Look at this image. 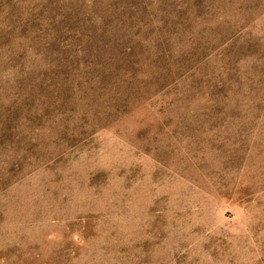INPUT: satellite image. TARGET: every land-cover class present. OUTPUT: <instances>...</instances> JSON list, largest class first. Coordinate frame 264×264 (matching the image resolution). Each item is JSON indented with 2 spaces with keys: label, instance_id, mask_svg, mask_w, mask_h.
<instances>
[{
  "label": "rangeland",
  "instance_id": "1",
  "mask_svg": "<svg viewBox=\"0 0 264 264\" xmlns=\"http://www.w3.org/2000/svg\"><path fill=\"white\" fill-rule=\"evenodd\" d=\"M0 264H264V0H0Z\"/></svg>",
  "mask_w": 264,
  "mask_h": 264
}]
</instances>
